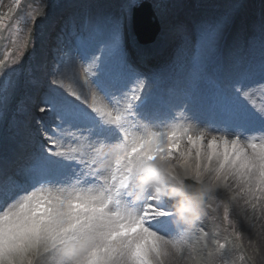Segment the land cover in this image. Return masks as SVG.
<instances>
[{"label":"snow or ice","instance_id":"obj_1","mask_svg":"<svg viewBox=\"0 0 264 264\" xmlns=\"http://www.w3.org/2000/svg\"><path fill=\"white\" fill-rule=\"evenodd\" d=\"M134 7L127 0L126 11ZM122 27L87 20L71 48H58L39 108L51 123L37 121L25 161L0 168V264L41 248L50 264H158L165 241L188 245L164 199L137 195V178L153 166L174 179L179 168L200 184L202 205L235 184L264 210V59L243 71L200 73L162 96L129 58ZM222 39L223 21L200 26L198 43L210 55ZM23 59L0 70V99ZM216 210L207 204L197 220L215 219ZM223 220L231 224L227 205ZM215 243L223 257L227 240Z\"/></svg>","mask_w":264,"mask_h":264},{"label":"rangeland","instance_id":"obj_2","mask_svg":"<svg viewBox=\"0 0 264 264\" xmlns=\"http://www.w3.org/2000/svg\"><path fill=\"white\" fill-rule=\"evenodd\" d=\"M242 0H136V7L143 2H148L154 12V17L163 23V38L155 42L149 48L167 44L176 39L177 44L186 52L193 64L186 65L184 74L175 78L172 85L164 87L167 94L185 87L189 80L194 79L200 73L212 76L214 71L208 66V61L213 54L202 50L198 43L199 29L205 22L223 21V32L229 19L236 16ZM244 12L234 25L225 46L224 70L227 72L243 71L249 67H258L264 59V0H245ZM116 4L112 6V4ZM15 0L0 1V70L3 66L14 65L20 59L21 53L24 59L17 73L12 74L13 86L6 95L0 99V146L3 150L11 149L16 142L15 136L6 134L8 125L13 130L18 128L17 122L25 115L26 97L34 90L37 84V76H47L44 68L46 51L51 47L40 44L39 37L46 32L45 28L50 24L51 15L62 5V0H21V7H14ZM98 6L93 11L94 19L103 29H110L117 21H122L123 26L129 25L127 11H121L116 0H91L87 6ZM93 8V7H92ZM11 9V11H9ZM247 13V15H246ZM105 19L107 22H105ZM230 19V20H231ZM35 49L33 52L32 49ZM57 59V58H56ZM188 62V61H187ZM29 63L35 64L41 69L32 71ZM51 66L48 67L50 69ZM28 74H24V71ZM170 83V82H169ZM42 88V87H41ZM44 89V88H43ZM21 91V93H20ZM20 93V94H19ZM19 94L20 100H16ZM259 95V93H258ZM23 107V109H21ZM25 107V108H24ZM31 119L28 116V120ZM17 121V122H16ZM28 137L24 136L23 141ZM32 142L34 139H31ZM18 142V141H17ZM192 194L197 195L201 189L198 185L188 184ZM218 199L205 200L202 207L211 203L217 209L213 216L215 219L201 217L189 226L176 224L172 221V229L176 233L183 234L189 244L194 245L196 251L193 255L199 257V253L207 255L203 245L215 252L216 241L227 240V253L221 257H212L221 264H264V210L258 205L256 209L247 201L250 197L243 194L237 195L238 189L232 185L230 190L219 189ZM165 197V206L170 211L177 201ZM218 202L219 204H217ZM227 205L230 211L231 224L223 220V208ZM174 225V227H173ZM202 228L207 236L201 239V233L197 229ZM239 235V238H238Z\"/></svg>","mask_w":264,"mask_h":264},{"label":"clouds","instance_id":"obj_3","mask_svg":"<svg viewBox=\"0 0 264 264\" xmlns=\"http://www.w3.org/2000/svg\"><path fill=\"white\" fill-rule=\"evenodd\" d=\"M175 179L172 175H166L155 166L142 177H138L136 181L137 195L142 196L144 190H151L158 199L165 197L175 199L183 194L184 185L182 179L185 173L176 168L174 170ZM205 193L200 189L199 193L194 197L197 201L194 205L185 201L179 200L176 203V214L173 222L176 224H187L191 226L195 220L199 218V210L202 208V198ZM166 255L158 264H221L219 260H213L212 257L217 256V252H213L208 248L207 255L203 253L193 255L196 251L194 245L188 244L180 247H173L170 243L164 242ZM17 264H50L49 258L45 255V249L41 248L38 251H33L22 262L17 261Z\"/></svg>","mask_w":264,"mask_h":264},{"label":"water","instance_id":"obj_4","mask_svg":"<svg viewBox=\"0 0 264 264\" xmlns=\"http://www.w3.org/2000/svg\"><path fill=\"white\" fill-rule=\"evenodd\" d=\"M132 27L134 33L139 37V41L153 42L160 32V26L151 4L143 2L139 7L133 9Z\"/></svg>","mask_w":264,"mask_h":264},{"label":"bare ground","instance_id":"obj_5","mask_svg":"<svg viewBox=\"0 0 264 264\" xmlns=\"http://www.w3.org/2000/svg\"><path fill=\"white\" fill-rule=\"evenodd\" d=\"M89 12H93V9L91 8V10H87V12H86V15H87V13L89 14ZM127 13H129V12H127ZM51 18H52V20H55V24H56V22L58 21V19H59V17H57V15L55 16V14H52L51 15ZM56 18V19H55ZM158 23H159V26H160V29H161V31H160V33H159V35L157 36V38H156V40L154 41V43L155 42H160V40L163 38V33H164V30H163V23L161 22V21H158ZM67 25V24H66ZM65 25V26H66ZM70 25H72V22L70 23ZM55 26V25H54ZM80 26V25H79ZM64 27V26H63ZM47 45H50V43L49 44H47ZM141 49H144L143 50V52L144 53H142V55H145V51H147L146 49H148V48H144V47H142ZM141 55V56H142ZM171 70H169V68L166 70V75L168 74V72H169V75H172V72H175V70L174 71H171ZM44 81V80H43ZM20 93H21V91H20ZM19 93V94H20ZM19 94H18V96L16 97V100H20V98H19ZM1 116H3V112H0V117ZM29 127H31V129H30V133L31 134H29L30 136V138L31 137H34L35 136V133H36V129H37V127H36V125L34 124V123H32V125L31 126H29ZM20 128V127H19ZM7 134H9V135H13L14 134V130L12 129V127L11 126H9L8 125V127H7ZM15 136L17 137V134H15ZM29 146V148H28V152H30L31 151V147H32V145H31V142H29V141H26L24 144H23V148L20 150H18V152H21L23 149H25L26 147H28ZM15 155H12V159H14L15 157H14ZM12 159H10V160H12ZM4 160H7V158H5ZM10 160H7L8 162H10ZM183 178H186V179H189L190 181H192V182H194V183H196V181H194V180H192L190 177H183ZM208 177H205L204 178V180H205V184H207V182H208ZM196 184H198V183H196ZM200 185V184H199ZM201 186V185H200ZM233 186H234V184H233ZM187 202H189V203H191V204H195V203H197V201L195 200V199H188V200H186ZM208 201H211L210 199H208ZM217 204H219L218 202H216Z\"/></svg>","mask_w":264,"mask_h":264}]
</instances>
